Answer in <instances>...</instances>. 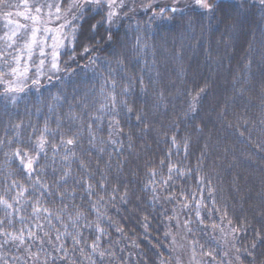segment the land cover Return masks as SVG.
Returning a JSON list of instances; mask_svg holds the SVG:
<instances>
[{
	"label": "trees",
	"instance_id": "1",
	"mask_svg": "<svg viewBox=\"0 0 264 264\" xmlns=\"http://www.w3.org/2000/svg\"><path fill=\"white\" fill-rule=\"evenodd\" d=\"M71 2L72 0H0V190L6 185H12L10 195L5 197L9 199L12 207L6 208L0 203V242L5 238V228L10 234L23 235L21 243L27 242L30 247L31 231H35L38 237H43L40 229L44 227V221L41 220L38 227L26 215L34 206L42 211L32 199L34 194L38 196L39 193H35L34 188H22L21 185L30 183L27 177L40 175L38 168L42 163L51 165L45 167V177L53 174L58 159L54 153L67 154L69 150L82 157L87 152L91 170L95 175L86 177V180L95 181L98 188L107 189L114 200H119L122 194L129 195L127 202L115 204L109 209V215L115 223H102L101 228H107V234L102 230L81 229V244L87 238L88 244L85 247L88 250L96 246L92 241L97 237L101 249L109 247L113 241H118L112 249L118 254V264H148L149 251L168 257L171 254V235L165 236V233L169 230L176 233L193 217L199 229L196 239L201 242L208 239L209 234L212 237L220 235L219 229H214L213 225L239 229L235 233L239 237L237 246L253 238L264 239V212L261 211V204L264 202L258 196L264 173L256 167V158L253 157L251 163L247 162L244 156L251 154L244 153L241 156V150L225 135L219 123L209 125L206 129L208 138L200 139L199 150H196L195 141L188 130L190 121L183 123L177 119L169 130L168 117L149 120L142 117L136 109L137 96H140V103L143 105L144 96L147 95V69L152 64L157 68L161 66L165 49L172 48L183 56L181 40L186 44L198 45L199 39L193 38L191 34L184 32L168 35L160 32L158 47L151 33L145 32V37L152 39V49L145 48L143 56L139 58L140 67L144 71L132 70L125 65L123 72L117 74L116 81L127 85L131 79L132 87L124 95H120L119 88H116L113 93L115 99L108 102L107 109L93 115L85 110L79 119L76 118L79 113L76 108L72 115L67 114V108L49 109L46 105L37 111L40 105L35 99L36 94L44 93L58 81L73 77L74 74H78L85 83V90L88 86L95 85L93 92L97 94V106L104 103L103 97L99 95L100 85L104 83L103 77H108L105 87L112 88L114 85L107 65H102L100 58L110 47L111 37L124 32L135 42L139 35L135 29L141 20H151L162 8L165 12L177 8L172 6V2L165 5L162 0H124L120 6L121 0H116L118 13L109 19L108 13L114 12V9L109 8L107 0H101L99 5H94L92 0H78L79 7H69ZM149 4V7H144ZM56 6L60 7V12L56 11ZM178 7L180 11L185 10L181 4ZM191 7L194 9L196 6ZM157 24L158 21H153L151 27L160 31ZM26 25L31 30L42 27L44 31L49 29L52 32L43 43L32 49L30 58L26 57L25 46L20 41L21 34L25 31L22 29ZM15 26L18 31L13 30ZM193 31L199 35L198 29L194 28ZM57 41L62 44L56 49L59 53V68L47 71L52 64L50 52H53V45ZM204 47L210 50L207 40ZM41 48L44 55H41ZM85 48L88 50L85 51ZM41 60L44 64L38 72ZM111 67L113 71L116 70L114 64ZM13 69L18 71L14 73ZM129 72L130 77L124 75ZM199 87L204 88V84L201 83ZM189 91L195 94L196 89L190 85ZM205 94L214 102L213 94L208 93L207 89L201 93ZM199 99L197 96V100ZM121 100L129 102L131 111L123 108L119 103ZM181 102L182 97L171 101L169 109L180 106ZM114 105L115 112H109ZM196 108L199 112V103ZM169 109L161 111L168 112ZM218 111L225 121L224 127L235 124L233 131L237 135L246 137L249 142L256 140L259 133L253 125L259 124V112L254 110L253 102L246 95H233L229 91L220 99ZM113 117L117 123L113 122ZM199 126L203 127L202 124ZM154 129L167 131V134L158 136ZM41 138L44 140V150L37 151L35 142ZM68 139H72L74 143L67 144ZM174 139L176 144H173ZM210 141L220 145L217 152L214 153L207 147ZM17 150L19 155L15 154ZM33 153L35 160L29 169L27 161L29 157L32 158ZM181 158L188 166L186 174L166 180H161L156 171L153 174L152 170L157 165L165 177L169 175V167L173 164L182 173L185 172L181 168ZM75 159L73 156V160ZM77 169L79 170L78 165ZM8 174L12 175L11 180L5 179ZM101 174L107 175L108 182L102 179ZM16 180L20 183H15ZM149 180H155L156 183L149 184L144 191L150 192L155 187L157 194L162 192L163 196L150 200L137 192L133 197L129 188L136 186L143 189ZM113 188L115 191H112ZM40 191L44 194V203L47 206L50 197L43 189ZM24 198H28L26 204L20 202ZM198 207L200 212L197 217L194 209ZM95 214L93 209L92 215ZM43 215L50 213L45 212ZM36 219V216L31 218L32 221ZM53 223H57L59 227L58 222ZM188 236L191 238L192 233L189 232ZM51 239L55 241L56 236L52 235ZM35 243L41 245V250L46 248L52 252L54 264H69L65 248L72 245L70 237L64 238L63 246H59L57 242L58 250L53 249L46 240H37ZM211 243L213 247L216 246L214 240ZM10 245L11 241L4 244V247L8 248ZM20 251L23 252V248ZM32 251L37 249L32 247ZM12 252L15 253L16 249L12 248ZM72 254L76 256L75 252ZM223 255V252H213L207 257L209 264H214V258L219 260ZM28 259L30 261L31 257ZM94 259L99 261L101 258L95 254ZM11 260L12 256H9L8 264H11ZM19 264H23V261Z\"/></svg>",
	"mask_w": 264,
	"mask_h": 264
},
{
	"label": "clouds",
	"instance_id": "2",
	"mask_svg": "<svg viewBox=\"0 0 264 264\" xmlns=\"http://www.w3.org/2000/svg\"><path fill=\"white\" fill-rule=\"evenodd\" d=\"M123 2L124 0H121V3ZM162 2L167 5L174 0H162ZM92 3L99 5L101 0L99 2L92 0ZM180 3L185 9L184 11H180V8L177 7L176 11L165 12L162 8L155 13L151 20H141L140 25L135 29L139 34L135 42H132L124 32L111 37L110 47L100 58L101 64L107 65V71L114 85L112 88L105 87L104 84L107 83L108 77H103L104 83L100 85L99 95L103 97L104 103L97 106V94L93 92L95 85L92 84L85 90V83L80 80L78 74H74L73 77L58 81L44 93L36 94L35 99L40 105L37 111L39 112L46 105L49 109L67 108V114L72 115L73 109L76 108L79 109V113L76 115V118L79 119L85 110H88L89 115H93L107 109L108 102L113 100L116 88H119L120 95H124L132 87L131 79L127 85L116 81L117 74L123 72L125 65L127 64L132 70L144 71L140 67L139 58L143 56L145 48L152 49V39L146 38L145 32L151 33V37L157 41L158 47L160 32H165L168 35L187 32L193 38L199 39V44H186L181 40L180 47L184 49L183 56L172 48L165 49L160 61L161 66L157 68L155 64H152L147 69L146 79L149 81L147 95L144 96L143 105L140 103V96H137L136 109L142 117L149 120H158L161 116L168 117L169 130L177 119L183 123L190 121L188 130L195 141L196 150H199V140L208 138L206 129L209 125L219 123L225 135L239 147L241 156H244V153H250L251 155L244 156V159L251 163L252 158L255 157L256 167L264 173V0H209L212 5L211 10L198 6L193 9L191 5L195 3V0H180ZM149 6L150 4L144 5V7ZM100 19L102 20L103 17ZM153 21H158L157 28L160 31L152 29ZM194 28L198 29L199 35L193 31ZM205 40L208 41L210 50L205 49ZM109 57L114 59H109ZM113 64L116 66L115 71L111 67ZM54 70L56 69L50 67L47 71ZM37 71L39 72V69ZM147 73L152 74L148 75ZM124 75L130 77L131 73H124ZM201 83L204 84V88L199 87ZM190 85L196 89L195 94L189 91ZM205 89L208 90V93L213 94L214 102L207 94L201 95ZM229 91L233 95H246L249 101L253 102L254 110H258L259 124L253 125L259 133L256 140L249 142L246 137L237 135L233 131L236 128L235 124L224 127L225 121L221 118L218 109L220 99ZM197 96L200 97L199 100H197ZM41 97L46 99H41ZM178 97H182L181 105L169 109L171 101ZM119 103L123 105L124 109H130L128 101L121 100ZM198 103L200 105L199 112L196 108ZM161 109H169V111L162 112ZM115 110L114 105L112 109H109V112H115ZM113 122L117 123L114 117ZM200 124L203 127H200ZM154 130L158 136L167 134V131ZM187 139L188 137L185 138V140ZM176 143L177 141L174 139L173 144ZM207 147L215 153L219 150L220 145L210 141ZM35 148L37 151H43L44 143L37 140ZM257 148L259 151H256ZM54 155L58 159L56 167L53 168V174L45 177L44 169L51 165L42 163L38 168L40 175L27 177L26 179L30 183L21 185L22 188H34L35 193H39L38 196L34 194L32 199L42 211H38L34 206L30 213L26 214L27 218L38 227L40 221H44V227L40 229L43 232L42 238L38 237L35 231L29 233L32 238V247H35L37 251H32V247L27 242L21 243L24 239L23 235L10 234L5 228V238L0 242V264H8L9 256H12L11 264H19L20 261H23V264H54L52 252L46 248L41 250V245L35 242L46 240L53 249L58 250L57 242H59V246H63L66 236L72 240L71 247L65 248V256L69 264H118V254L112 250L118 241H113L109 247L101 249L97 237L92 241L96 246L88 250L85 247L88 244L87 238L81 244L83 235L81 229L102 230L107 234V228H101L102 223L104 221L115 223L109 215V209L115 204L127 202L129 195L125 193L120 195L119 200H114L107 189L98 188L97 182L86 180V177L95 175L91 170L86 151L83 157L71 150L67 154L54 153ZM73 156H75V160H73ZM32 159L35 160V153L32 154ZM173 166L167 177L163 175L159 165L156 166L155 171L160 175L161 180L186 174L188 166L183 163V158H181V168L185 172L182 173L175 164ZM101 175L102 179L108 182L107 175ZM146 177L147 173H145ZM5 179L11 180L12 175H6ZM15 183L19 184L20 181L16 180ZM155 183V180H149L144 184L143 189L132 186L129 191L133 197L139 192L150 200H157L163 196V193L158 195L155 187L150 192L144 191L149 184L155 185ZM159 187L162 188L163 185H159ZM11 189L12 185L9 184L0 190V199L4 201L3 204L6 208L12 207L9 199L5 198L10 195ZM41 189L47 192L50 197L47 206H45L44 194L40 191ZM112 191L115 189L113 188ZM172 196L174 198L175 194L173 193ZM258 196L264 202V180L259 185ZM27 199L24 198L20 202L26 204ZM93 209L96 213L94 216L92 215ZM194 211L198 217L200 207ZM261 211L264 212V203L261 204ZM45 212L50 215H43ZM32 216H36L37 219L32 221ZM53 221L58 222L59 227ZM213 228L219 229L220 235L212 237L209 234V238L203 242L196 239L199 229L195 217L180 227L176 233H171L169 230L165 236L171 235L169 244L171 254L168 257H163L154 251H149L147 253L148 264H209L207 257L213 252H223L224 254L219 260L214 258V264H222V262L223 264H264V239L253 238L247 243L241 242L237 246L239 237L235 233L239 229L220 228L219 225H213ZM189 232L192 233L191 238L188 236ZM52 235L56 236L55 241L51 239ZM213 240L216 243L215 247L211 243ZM9 241H11L10 247L5 248L4 244H8ZM12 248L16 249L15 253L12 252ZM21 248H23V252L20 251ZM73 252L76 253V256H73ZM95 254L100 256L99 261L94 259ZM28 257H31L30 261ZM59 258L57 257V259Z\"/></svg>",
	"mask_w": 264,
	"mask_h": 264
},
{
	"label": "snow or ice",
	"instance_id": "3",
	"mask_svg": "<svg viewBox=\"0 0 264 264\" xmlns=\"http://www.w3.org/2000/svg\"><path fill=\"white\" fill-rule=\"evenodd\" d=\"M99 2V0H98ZM108 2V6L110 9H114V7L116 6V0H107ZM195 4L196 6L200 7V8H203V9H208V10H211V7L212 5L209 3V0H195ZM69 7H79V4H78V0H72L71 4L69 5ZM56 11L57 12H60L61 9L59 6H56ZM163 11V10H161ZM172 11H176V9H173ZM114 12L113 11H109L108 13V18L111 19V17L113 16ZM34 19H37L36 17H34ZM62 27V26H61ZM46 31H49V29H45ZM110 38V37H109ZM37 44V40H36V31L34 30L33 33H32V36H31V39L25 44V47L27 48L28 52H29V55H31V50L33 48L34 45ZM62 44L57 41L54 45H53V52H52V64H51V67L54 68V69H58L59 68V64H58V57H59V53L56 51L57 48L61 47ZM85 51H87L88 49L85 48L84 49ZM41 55H44V50L43 48H41ZM44 64V61L41 60L40 61V65H38V69H40ZM14 73H16L18 70L17 69H13L12 70ZM9 90H12V89H9ZM19 90V89H17ZM115 99V97H113V100ZM131 110V109H129ZM41 143H44V140L43 138H41ZM67 144H73L74 141L72 139H68L66 141ZM16 155H19V150H17V152L15 153ZM163 163V161H162ZM32 164H33V159L31 157L28 158V161H27V167L29 169L32 168ZM174 166H170L169 167V171L172 170ZM153 171V174H155V170H152ZM0 203H4V201L2 199H0ZM7 206H10V205H7Z\"/></svg>",
	"mask_w": 264,
	"mask_h": 264
},
{
	"label": "rangeland",
	"instance_id": "4",
	"mask_svg": "<svg viewBox=\"0 0 264 264\" xmlns=\"http://www.w3.org/2000/svg\"><path fill=\"white\" fill-rule=\"evenodd\" d=\"M180 3V0H174V2H172V6L174 7H178ZM122 5V3L120 2L119 6ZM182 5V4H181ZM192 5H195V3H192ZM115 13H118V10L116 9V7L114 8V14ZM113 14V15H114ZM40 22V21H38ZM14 31H18L17 29V26L14 27L13 29ZM22 30H25L23 34H21V37H20V41L22 42V44L25 46V44L31 39V36H32V33L33 31L35 30L36 31V40H37V44L33 46V48L41 43H43L48 37L50 34H52V32L49 30V31H44V29H42V27H40L39 29H30L28 28V25H26L25 29H22ZM32 48V49H33ZM24 49L26 50V53H27V56L28 58L31 57L32 55V52H31V55H29V52L27 50L26 47H24ZM32 51V50H31ZM50 54H52V51L50 52ZM43 74V73H42Z\"/></svg>",
	"mask_w": 264,
	"mask_h": 264
}]
</instances>
